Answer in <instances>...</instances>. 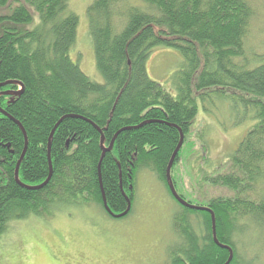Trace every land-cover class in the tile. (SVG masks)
Instances as JSON below:
<instances>
[{
	"label": "trees",
	"instance_id": "trees-1",
	"mask_svg": "<svg viewBox=\"0 0 264 264\" xmlns=\"http://www.w3.org/2000/svg\"><path fill=\"white\" fill-rule=\"evenodd\" d=\"M69 1L0 0V109L6 113H0V240L11 223L30 216L49 220L93 209L112 219L101 189L114 215L125 212L129 199L125 219L138 176L147 171L180 209L171 219L174 241L163 264H225L229 254L213 242L210 215L181 207L165 180L182 133L170 170L179 195L173 173L197 103L215 101L254 124L229 156L226 172L210 179L232 197L195 206L213 212L216 238L232 250L229 264H245L235 238L245 223L264 227V55L249 52L258 63L250 66L244 39L256 12L249 0H94L86 19L102 85L70 58L78 18ZM158 47L183 59L170 78L175 95L147 76ZM56 125L52 172L35 189L49 176L48 143Z\"/></svg>",
	"mask_w": 264,
	"mask_h": 264
},
{
	"label": "rangeland",
	"instance_id": "rangeland-1",
	"mask_svg": "<svg viewBox=\"0 0 264 264\" xmlns=\"http://www.w3.org/2000/svg\"><path fill=\"white\" fill-rule=\"evenodd\" d=\"M93 1H69L70 12L78 18L70 58L92 82L102 85L86 19V9ZM249 3L256 17L244 48L252 66L258 63L249 52L264 55V0ZM182 62L178 51L155 48L146 64L147 76L169 92L170 78ZM210 104L198 101L191 136L173 173L179 195L193 205L232 197L229 190L213 186L210 179L226 172L229 156L254 124L240 111L229 112L227 103ZM199 133L202 139L196 138ZM137 180L132 213L125 219H109L91 209L67 216L57 214L49 220L30 216L11 223L0 240V264H163L166 247L174 241L171 219L180 209L152 173L143 171ZM191 220L199 224V219ZM244 227L235 238L243 263L264 264V227L255 222Z\"/></svg>",
	"mask_w": 264,
	"mask_h": 264
},
{
	"label": "water",
	"instance_id": "water-1",
	"mask_svg": "<svg viewBox=\"0 0 264 264\" xmlns=\"http://www.w3.org/2000/svg\"><path fill=\"white\" fill-rule=\"evenodd\" d=\"M0 86H4V85H0ZM22 90H23V87H20V90H18L14 95L16 96H19L21 93H22ZM0 113L6 115V113L4 111H2L0 109ZM56 127L57 125L53 128L52 132L50 133V136H49V143H48V156H47V159H48V166H49V176L48 178L46 179V181L38 186L37 188L35 189H38L40 187H43L49 180L50 178V175H51V172H52V167H51V161H50V156H49V149H50V142H51V139H52V136L56 130ZM25 135V134H24ZM25 137V136H24ZM182 143H183V135L182 133H180V139H179V142H178V145L176 146L169 162H168V165L166 167V171H165V180H166V184H167V188H168V191L171 195V197L183 208H186L188 210H191V211H197V212H206L210 215L211 217V234H212V239H213V242L219 247V248H222V249H226L228 251V259L227 261L225 262V264H229L230 263V260L232 259V250L230 249V247L228 246H223L222 244H220L216 238V233H215V220H214V215H213V212L207 208V207H199V206H195V205H191L189 204L187 201L183 200L175 191V188L173 186V183H172V180H171V175H170V170L172 168V165L174 163V159L175 157L177 156L181 146H182ZM25 145H26V139H25ZM100 145L102 147L103 145V137L101 136L100 138ZM112 145H113V142H111L110 146L107 148V149H103V153H107V152H110L111 149H112ZM24 152H25V149L23 151V154L22 156L24 155ZM22 158V157H21ZM99 168V167H98ZM17 170H18V166L16 167V171H15V180L18 182L17 180ZM99 179H100V176H99ZM101 188V186H100ZM101 196H102V206H103V209L105 210V212L112 218V219H121L123 218L124 216H126L130 209H131V202L129 201L128 198H126V203H127V206H126V210L125 212H123L122 214H119V215H114L110 210L109 208L107 207V204H106V200H105V197H104V194H103V191L101 189Z\"/></svg>",
	"mask_w": 264,
	"mask_h": 264
},
{
	"label": "bare ground",
	"instance_id": "bare-ground-1",
	"mask_svg": "<svg viewBox=\"0 0 264 264\" xmlns=\"http://www.w3.org/2000/svg\"><path fill=\"white\" fill-rule=\"evenodd\" d=\"M176 190V189H175Z\"/></svg>",
	"mask_w": 264,
	"mask_h": 264
}]
</instances>
